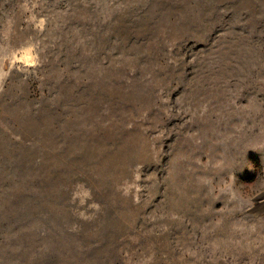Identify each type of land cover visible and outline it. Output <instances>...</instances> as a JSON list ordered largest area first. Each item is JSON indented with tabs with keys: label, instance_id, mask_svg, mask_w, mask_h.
Wrapping results in <instances>:
<instances>
[{
	"label": "rangeland",
	"instance_id": "374dc122",
	"mask_svg": "<svg viewBox=\"0 0 264 264\" xmlns=\"http://www.w3.org/2000/svg\"><path fill=\"white\" fill-rule=\"evenodd\" d=\"M0 264H264V0H0Z\"/></svg>",
	"mask_w": 264,
	"mask_h": 264
},
{
	"label": "clouds",
	"instance_id": "9594fccd",
	"mask_svg": "<svg viewBox=\"0 0 264 264\" xmlns=\"http://www.w3.org/2000/svg\"><path fill=\"white\" fill-rule=\"evenodd\" d=\"M137 179H138V177H137ZM118 190L121 191V194L124 195V196H128L130 194L129 189H127V188L118 189ZM230 195L232 196V198H235V194L234 193H230ZM81 218H85L86 219V217H81Z\"/></svg>",
	"mask_w": 264,
	"mask_h": 264
}]
</instances>
